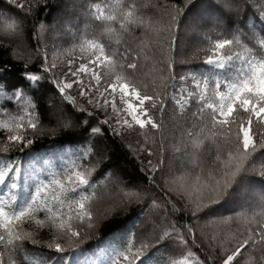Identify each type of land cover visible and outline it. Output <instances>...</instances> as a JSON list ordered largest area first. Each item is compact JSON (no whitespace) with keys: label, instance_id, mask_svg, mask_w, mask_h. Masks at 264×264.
Instances as JSON below:
<instances>
[{"label":"snow or ice","instance_id":"6c2138e0","mask_svg":"<svg viewBox=\"0 0 264 264\" xmlns=\"http://www.w3.org/2000/svg\"><path fill=\"white\" fill-rule=\"evenodd\" d=\"M6 4L24 16L3 18L0 44L11 45L12 60L23 63L0 60V102L14 104L19 113L12 114L0 103V130L6 133L0 153H24L37 132L52 136L76 133L79 138L68 143L83 151L62 173L49 172L46 179L31 171V160L22 168L15 157H0V264H18L16 256L26 252V244L43 245L52 253L41 264H80L78 246L105 222L124 213H131L130 220L135 217L133 229L144 224L139 240L125 226L116 236L121 246L104 245L103 259L92 264H153V257L162 251L158 245L183 250L179 260L168 264H205L190 250V245H201L185 217L193 221L219 217L238 225L213 238L211 246L219 249L218 262L213 264H234L246 246L264 245V0H180L179 5L159 6L165 9L166 21L146 17L144 6L134 0L91 4L86 15L100 22L103 34L114 36L117 45L124 36L132 37L138 47L106 50L99 39L77 38L71 33L80 42L66 50L69 58L59 68L57 53L53 52L49 62L44 36L69 22L56 17L51 24L33 21L30 35L36 43L30 50L24 39L28 16L34 7H48V0L28 5L24 0H6ZM209 10L211 23L205 25ZM188 15L200 20L201 28L217 27L223 35L213 40L205 34L209 54L202 64L206 70L186 69L179 80L190 82L191 90L184 87L177 95L171 92L177 80L173 66L188 64L191 56L178 61L170 57L163 62V71L150 80L138 73L141 59H147L142 57L145 41L155 40L160 54L168 55L181 18L187 20ZM34 56L37 62L30 67ZM74 86L91 108L77 103L71 94ZM170 102L181 115L192 103L198 105L192 113L197 132L183 129L182 136L188 141L173 144V153L179 156H170L166 162L165 126L154 116L163 117ZM42 117L46 124L41 123ZM29 129L32 135L27 134ZM109 133L138 137L137 147L129 148L137 159L141 153L146 155L140 159L134 180H126L111 167L91 179L107 158L101 144ZM89 156L96 158L95 163H77ZM177 159L179 168L174 167ZM103 177L109 178L111 187L98 194L95 189ZM104 198L108 200L104 210L94 213L93 202ZM222 209L230 214L220 215ZM44 229L49 230V240L38 238ZM199 239L203 242L206 237L201 234Z\"/></svg>","mask_w":264,"mask_h":264},{"label":"trees","instance_id":"16d2710c","mask_svg":"<svg viewBox=\"0 0 264 264\" xmlns=\"http://www.w3.org/2000/svg\"><path fill=\"white\" fill-rule=\"evenodd\" d=\"M115 0H48V7H34L33 15L28 16V25L25 29V41L28 44L30 50L33 49L35 45V40L31 39V28L32 22L39 19L43 20L46 24L53 23V18H59L67 20L69 24L65 27L60 28L58 25V31L53 34L46 33L44 36L45 43L49 49V62L51 63V58L53 52L57 53L56 63L61 66V63L69 58L68 55L64 53L66 50L72 47L74 43H79V39H73L71 33H75L76 37H83L87 39L96 38L99 39L106 47V50L123 48L128 45L133 47H138V41L134 40L132 37L124 36L122 38V43L117 45L115 37L111 34H103L102 26L99 21L92 19L86 15L88 8L91 4L101 3V4H112ZM129 0H125V3ZM137 5L142 7V12L146 17L156 20L158 17H163L167 20V15L165 9L159 7L160 5H179L180 0H134ZM218 3L219 0H216ZM253 2V0H250ZM256 3L259 0H255ZM26 5L34 4V0H24ZM247 11V10H246ZM209 15H211V10L209 13L205 14L204 24L209 25L211 22L209 20ZM24 16V12L14 7L8 6L6 0H0V25L4 23L3 18L21 17ZM46 18V19H45ZM248 18L251 20V15ZM181 25L175 31V42L169 50L168 55L160 54V46L156 44L155 40L145 41V51L142 53L143 56H147V59L142 58L140 61V72L138 76L142 79H151L153 76H158L161 71H163V62L174 57L175 60H180L186 56H191L192 59L188 64L175 63L173 66V71L177 76L175 82V87L171 90L172 93H180L181 88L187 87L191 90L190 82L182 83L179 80L180 75L185 74L186 69H193L197 72H204L206 70L205 65L202 64L203 59L209 54L208 43L204 36L207 34L208 37L215 40L218 34L223 35L217 27L205 26L200 27L201 21L198 20L194 15H188V19L184 20L183 17ZM115 28H119V25H114ZM259 28V24H257ZM137 29V34L139 33ZM187 32V33H186ZM0 60H10L13 64L23 63L22 61L12 60V46H5L0 44ZM37 58L34 56L32 61L29 63L30 67L35 66ZM61 75L60 72L57 73ZM71 94L76 98L77 103L83 104L79 97L71 91ZM4 106L8 107L9 111L18 115V110L14 104H9L7 101L0 102ZM85 106V105H84ZM198 105L192 103L190 110H186L182 115L177 111L173 110L170 106L165 108L164 115L161 117L158 113L155 114L154 118L159 122L163 120L165 126V139H164V159L167 162L170 156H179V153H173L172 145L176 144L179 140L188 141V138L182 136L183 129H190L194 133L197 132L196 128L192 127V123L195 122V117L192 116L193 112H196ZM206 112L208 110H205ZM99 115V114H98ZM101 119L102 116L99 115ZM41 123L46 124L47 121L41 118ZM103 127H107L106 125ZM28 135H32V130H27ZM6 133L0 130V144L5 141ZM36 139L28 149H25L24 153H20L15 150H10L8 153H0V157L12 156L21 162V167L29 165V161L32 162L39 157L48 156L52 153H56L54 160L56 161L57 172H63V169L67 164L62 163L61 159H67L71 161L76 159L79 154L83 151V148L79 145H74L68 143L71 139H78L79 136L76 133L58 134L55 136L49 134L41 135L39 132L35 133ZM138 137L135 133L129 134L127 136H116L111 133L108 134L107 138L102 141L101 147L106 150L107 158L102 161V163L97 167L96 171L93 173L91 179L96 180L100 177V173L107 167H111L116 171L120 172L121 175L128 181H132L138 177V169L140 167V159H143L146 154L141 153L140 159L136 158L133 151L130 150L129 145L132 148L137 147ZM181 147L183 145L181 144ZM65 150L69 151V156L66 157ZM65 154V157H60L59 153ZM95 157L89 156L87 159L80 161L77 159V163H83L89 165L95 163ZM153 162L155 163V157H153ZM174 167H180L179 159L174 161ZM187 167V166H186ZM177 177L180 176V172L177 171ZM48 178V175L43 176V179ZM159 180L160 177L157 176ZM111 187L108 177H103L97 183L95 191L99 194L105 187ZM150 187L149 185H146ZM91 191V190H90ZM108 203L107 198L96 199L93 202L94 213L99 214L102 212ZM135 207V206H134ZM138 212L139 209H136ZM256 211H259L258 209ZM228 210H221L220 215H229ZM41 217L43 214H40ZM131 213H124L113 217L103 224V226L98 230L90 233V238L81 243L78 247L82 250V254L94 252L103 248L111 242L112 246H121L122 242L116 239V236L121 232V230L126 226L133 229V220L128 219ZM185 221L190 223L196 232L198 237L197 244L201 245L199 248L190 245V250L196 254L199 260L204 261L205 264H213V261L218 262L219 249L217 247L211 246L213 238H219L229 232V230H235L238 225L236 223L228 224L222 222L219 217L208 218L207 220L193 221L190 217H185ZM144 228L143 223L137 224L133 229L136 233L137 241L141 236V232ZM203 234L206 239L202 242L199 237ZM38 238L42 240H49L51 235L48 229H44L39 232ZM162 249L161 252L156 253L153 257V264H168L170 260H179L183 256V250L180 248H170L163 245H158ZM26 252L23 254H17L16 260L18 264H41V261L52 255L47 248L43 245L33 246L30 244L25 245ZM257 258H261L264 264V245H257L255 249H250L248 246L241 250V256L236 258L234 264H244L247 261H256Z\"/></svg>","mask_w":264,"mask_h":264},{"label":"rangeland","instance_id":"374dc122","mask_svg":"<svg viewBox=\"0 0 264 264\" xmlns=\"http://www.w3.org/2000/svg\"><path fill=\"white\" fill-rule=\"evenodd\" d=\"M61 65H63V64L61 63ZM59 67L60 66L58 65V68ZM62 74L63 73H61V75ZM72 92L77 95L75 86H74ZM177 95H179V93H177ZM78 97L84 104V99L81 98L80 96H78ZM85 106L91 108V106H89V105H85ZM109 111H110V109H109ZM99 115L102 116V118H104V113L103 112H100ZM110 123H111V121H110ZM127 135H129V134H125L124 136H127ZM64 152L66 153V157H68L69 156V151L65 150ZM55 154L56 153H52V154H50V155H48L46 157L45 156H43V157L41 156L39 158H36L32 162V164L30 166L31 167V171L34 174H38L41 179H43V176L48 175L49 172L55 171V169H56V166H55L56 161L54 160ZM59 156L60 157H65V154L60 152ZM61 161L64 164H68L67 159L62 158ZM101 250L102 249L94 251V252H90V253L80 254L79 255L80 264H92L93 261H99V260L103 259V257L100 254ZM250 264H263V261H262L261 258H257L256 261H250Z\"/></svg>","mask_w":264,"mask_h":264}]
</instances>
